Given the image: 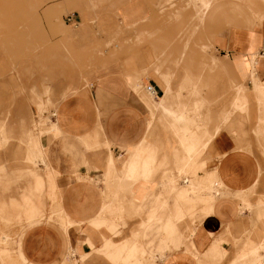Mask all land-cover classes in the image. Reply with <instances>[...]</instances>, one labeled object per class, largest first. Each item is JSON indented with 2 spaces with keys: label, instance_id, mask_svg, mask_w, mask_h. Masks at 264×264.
<instances>
[{
  "label": "crops",
  "instance_id": "obj_1",
  "mask_svg": "<svg viewBox=\"0 0 264 264\" xmlns=\"http://www.w3.org/2000/svg\"><path fill=\"white\" fill-rule=\"evenodd\" d=\"M176 4L47 1L55 11L63 9L59 15L67 25L78 27V47L103 42L120 26L128 45L125 53L93 56L81 72L86 84L55 98L47 129L59 124L62 131L41 142L69 225L57 215L56 224L32 222L43 217L22 224L11 247L21 264H54L61 257L66 263L67 247L83 264H231L236 258L248 264L246 256H254L249 264H255L264 255V212L256 211L264 199V93L257 89L264 81V25L252 27L247 19L235 25L238 16L229 13L230 24L216 27L206 19L199 28L191 18L186 33L162 36L165 42H187V49L180 51L181 45L163 56L146 38L130 49L140 28L155 25L157 17L161 25ZM208 4L199 0L198 11ZM98 26L105 32L98 35ZM237 86L247 98L245 110L233 108ZM43 90L49 93L47 85ZM30 100L44 111L35 90ZM204 132L210 135L201 152L205 163L194 168L191 183L183 182L176 157L191 155ZM183 136L192 142L183 145ZM24 158L29 164L34 154ZM22 161L15 172L23 170ZM35 168L45 173L44 163ZM171 179L174 189L167 188ZM44 202L48 209L51 199L44 195Z\"/></svg>",
  "mask_w": 264,
  "mask_h": 264
},
{
  "label": "rangeland",
  "instance_id": "obj_2",
  "mask_svg": "<svg viewBox=\"0 0 264 264\" xmlns=\"http://www.w3.org/2000/svg\"><path fill=\"white\" fill-rule=\"evenodd\" d=\"M47 1L0 0V162L5 163H0V264H21L13 256L11 247L16 245L15 240L19 237L20 226L25 222L43 217L32 222L56 224L57 215L69 225L61 217L55 171L45 161L43 148L44 142H51L62 131L59 124H51L50 129H47L50 125L51 111L55 109V98L60 92L71 93L86 84L85 75L81 72L96 59L93 56L98 54V58H101L125 53L128 45L126 41H121L126 30L120 26L111 32L107 40L92 43L87 48L78 47L79 43L73 40L78 34V27L67 25L59 15L63 9L55 11L47 5ZM174 1L180 5L176 4L174 9L168 11L161 25L157 17L155 25L145 27V31L140 28V32H136L138 35L135 42L129 43L130 49L143 38L152 40L150 44L154 46L156 53L163 56L166 54L168 57L176 50L179 52L181 45L183 47L180 51L185 47L187 49V42H165L162 36L169 38L174 35L172 37L174 38L176 35L186 33L190 28L187 24L193 25L191 18L198 27L206 19L214 21L216 27H220L230 24L226 16L234 13L240 17H236L235 25H245L243 23L246 19L252 27H257L260 23L264 25V0H209L208 6L201 12L198 11L199 0ZM253 4L258 5V8ZM104 32L103 28L98 26V35ZM199 44L201 45V42ZM207 47L200 46V49L204 50ZM159 54L156 55L157 58ZM129 79L131 82L134 81V76H129ZM46 85L49 87V93L43 90ZM137 87L136 83L133 88L136 92ZM252 87L256 95L254 83ZM257 89L264 93V81L257 82ZM33 90L45 101L43 112L30 100ZM239 91L237 86V96L232 105L236 110H245L247 98L242 90L239 95ZM260 102L264 109V97ZM229 114L228 112L224 114V121ZM218 128L219 126H216V130ZM203 136L205 137L200 136L198 139L197 147L191 149V155L185 153L176 157V169L183 182L191 183L195 174L194 168L205 163L201 152L210 135L204 132ZM192 140L189 141L188 137L183 136L180 143L185 145ZM28 153L34 154V159L29 164L25 163L24 158ZM20 159L25 166L23 170L17 169L15 172L18 163L16 161ZM38 163L45 164V173L35 168ZM111 164L112 161L108 162V166ZM176 186V180L171 179L167 188L174 189ZM189 192L194 196L198 194L193 188H190ZM214 193L218 194L219 189L214 187ZM44 195L52 201L48 209L45 207ZM235 195L240 196L239 193ZM240 197L243 205L250 206L244 194ZM256 211L264 212V199L260 198L257 201ZM50 216L52 218H46ZM247 240L250 242V238ZM65 253L66 263H63L61 257L54 264H69L72 261L81 264L84 261L81 256L76 258L70 247L66 248ZM246 257L248 264L254 258ZM259 259L260 256L257 261ZM231 264H238V259L233 260Z\"/></svg>",
  "mask_w": 264,
  "mask_h": 264
},
{
  "label": "bare ground",
  "instance_id": "obj_3",
  "mask_svg": "<svg viewBox=\"0 0 264 264\" xmlns=\"http://www.w3.org/2000/svg\"><path fill=\"white\" fill-rule=\"evenodd\" d=\"M255 264H264V255L260 257L259 261H257Z\"/></svg>",
  "mask_w": 264,
  "mask_h": 264
},
{
  "label": "built area",
  "instance_id": "obj_4",
  "mask_svg": "<svg viewBox=\"0 0 264 264\" xmlns=\"http://www.w3.org/2000/svg\"><path fill=\"white\" fill-rule=\"evenodd\" d=\"M68 19H70V15L68 16ZM149 88H150V91H154L151 86H149Z\"/></svg>",
  "mask_w": 264,
  "mask_h": 264
}]
</instances>
